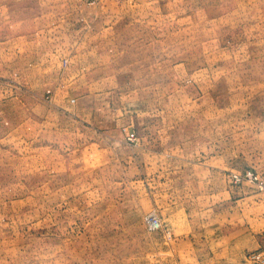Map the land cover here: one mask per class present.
<instances>
[{"label":"rangeland","instance_id":"1","mask_svg":"<svg viewBox=\"0 0 264 264\" xmlns=\"http://www.w3.org/2000/svg\"><path fill=\"white\" fill-rule=\"evenodd\" d=\"M72 4L81 47L122 75L128 98L113 107L135 124L153 110L146 134L169 140L174 160L156 176L124 169L116 154L138 152L139 135L69 108L24 113L3 78L0 264H260L249 254L264 257V0Z\"/></svg>","mask_w":264,"mask_h":264},{"label":"crops","instance_id":"2","mask_svg":"<svg viewBox=\"0 0 264 264\" xmlns=\"http://www.w3.org/2000/svg\"><path fill=\"white\" fill-rule=\"evenodd\" d=\"M61 1L0 0V81L5 79L8 100L41 120L45 119L41 115L61 114L63 108H69L95 129L117 131L124 141L125 134L139 135L135 144L139 151L117 152V159L124 169L126 163L134 172L144 165L156 176L159 162L174 160V156L162 150L169 140L159 137V142L146 134L152 128L153 110L143 112L149 116L136 115L135 124L127 110L113 107L114 97L117 101L128 98L122 75H116L115 67L107 68L111 62L94 55L93 44L81 47L72 21L75 16L71 20L76 14L74 4Z\"/></svg>","mask_w":264,"mask_h":264},{"label":"built area","instance_id":"3","mask_svg":"<svg viewBox=\"0 0 264 264\" xmlns=\"http://www.w3.org/2000/svg\"><path fill=\"white\" fill-rule=\"evenodd\" d=\"M130 139H131V137H130ZM234 176L236 178L240 179V175L239 174H234ZM245 176L248 177L250 180H258L259 179L258 174H256L252 170H249L248 172H246ZM147 222H148V226L151 229H153V230L159 229L163 225L161 219L154 213H151L148 216ZM249 256H250L251 259L258 261L260 264H264L263 253H261V252H252L251 254H249Z\"/></svg>","mask_w":264,"mask_h":264}]
</instances>
